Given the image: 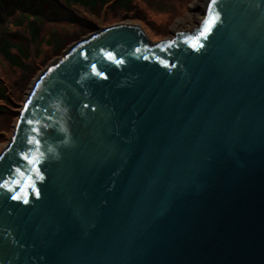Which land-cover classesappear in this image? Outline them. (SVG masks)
<instances>
[{
    "label": "water",
    "instance_id": "1",
    "mask_svg": "<svg viewBox=\"0 0 264 264\" xmlns=\"http://www.w3.org/2000/svg\"><path fill=\"white\" fill-rule=\"evenodd\" d=\"M210 3L39 73L0 152V264H264V0Z\"/></svg>",
    "mask_w": 264,
    "mask_h": 264
},
{
    "label": "trees",
    "instance_id": "2",
    "mask_svg": "<svg viewBox=\"0 0 264 264\" xmlns=\"http://www.w3.org/2000/svg\"><path fill=\"white\" fill-rule=\"evenodd\" d=\"M137 1L0 0V116L11 117L15 99H20L29 79L53 55L59 56L104 18L107 21L110 12L113 17L122 14L120 19L134 13ZM131 19L149 27L143 17ZM8 75L17 82H6Z\"/></svg>",
    "mask_w": 264,
    "mask_h": 264
},
{
    "label": "rangeland",
    "instance_id": "3",
    "mask_svg": "<svg viewBox=\"0 0 264 264\" xmlns=\"http://www.w3.org/2000/svg\"><path fill=\"white\" fill-rule=\"evenodd\" d=\"M207 3L208 0H138L135 5L136 8L134 13H127L123 15L125 18L123 17V19H120L122 18V14L119 16V13L117 12V17H113V13L110 12L108 20L105 21L106 18H104V22L100 23L98 25V28L110 26L121 22L132 23L141 26L139 22L131 19V17L133 16H139L143 17V21L147 22L149 26L147 28H144L142 26L141 27L143 28L147 36L150 38V40L158 41L162 38H171L177 32L188 31L190 33L193 29L198 28L200 21L205 16V9ZM92 32H94V30L87 33L86 35L81 36L80 38L85 37L91 34ZM73 42L69 43L68 45L72 44ZM57 57L58 56L53 55L29 79L27 85L23 89L20 99H15L16 103L13 107L14 111L11 112V117L6 118V116H0V132L3 131L0 135V152L2 148L6 145L11 135L14 124L18 117V112L21 109L23 101L26 98L30 87L33 85L39 73L45 68V66H47ZM5 79L6 82H10L9 84L17 82L16 77H14L13 75H8L7 77H5Z\"/></svg>",
    "mask_w": 264,
    "mask_h": 264
},
{
    "label": "snow or ice",
    "instance_id": "4",
    "mask_svg": "<svg viewBox=\"0 0 264 264\" xmlns=\"http://www.w3.org/2000/svg\"><path fill=\"white\" fill-rule=\"evenodd\" d=\"M214 4H215V0H212V3H210V4L208 5L209 13L212 12V8H213V5H214ZM213 22H214V20L206 19V20L203 22L202 30L198 33V36H203V35H205V34L207 33V31H210V30H211V23H213ZM107 55H108V57H109L110 59H114L112 53H107ZM92 71H93L95 74H97V75H99V76H101V77L105 76V73L102 72V71H98V70L96 69V66H95V65H92ZM25 107H27V105H25ZM28 123H32V121H28ZM33 142L36 143V144H39V143H40L39 140H35V141H33V140H31V139L29 140V143H33ZM20 155H21L25 160H27L30 164H32L33 167H35V164H36V158H35L34 156H30V155L28 154V152H22V153H20ZM17 171L19 172V171H21V170L17 169ZM2 186L7 187V183H5V184L2 185Z\"/></svg>",
    "mask_w": 264,
    "mask_h": 264
},
{
    "label": "bare ground",
    "instance_id": "5",
    "mask_svg": "<svg viewBox=\"0 0 264 264\" xmlns=\"http://www.w3.org/2000/svg\"><path fill=\"white\" fill-rule=\"evenodd\" d=\"M126 23V22H125ZM128 24H131V23H128Z\"/></svg>",
    "mask_w": 264,
    "mask_h": 264
}]
</instances>
